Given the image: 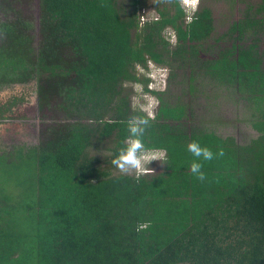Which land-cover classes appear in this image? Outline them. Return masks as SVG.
<instances>
[{
    "label": "trees",
    "instance_id": "1",
    "mask_svg": "<svg viewBox=\"0 0 264 264\" xmlns=\"http://www.w3.org/2000/svg\"><path fill=\"white\" fill-rule=\"evenodd\" d=\"M31 1L0 0L9 16L0 21V84L36 82L40 110L63 119L28 153H0V264H264V56L255 45L201 60L213 12L188 13L180 0L153 1L152 21L138 14L147 0H40L36 48L33 20L21 9ZM263 29L261 0L230 33L242 40ZM168 58L201 62L214 78L257 95L261 135L244 146L203 130L188 136L171 126L185 107H170L155 91L154 117L133 110L125 83L143 82L149 92L138 66ZM133 117L148 121L146 147L166 149L160 173L114 174L113 162L103 168L107 161L89 153L109 140L114 160ZM194 140L214 158L195 157L187 147ZM194 160L203 180L191 171Z\"/></svg>",
    "mask_w": 264,
    "mask_h": 264
},
{
    "label": "rangeland",
    "instance_id": "2",
    "mask_svg": "<svg viewBox=\"0 0 264 264\" xmlns=\"http://www.w3.org/2000/svg\"><path fill=\"white\" fill-rule=\"evenodd\" d=\"M129 3L130 0H121ZM155 0H147L148 8L140 9L139 15L146 19L150 14L157 12ZM191 2V0H189ZM261 0H196L198 9L209 7L213 12L215 30L208 43L201 49V60L219 58L226 50L233 47H249L255 45L258 53L264 56V29L255 32L247 31L242 40H236L237 34H231L233 23L243 20L248 6H256ZM183 4L184 0H180ZM193 3V0H192ZM23 13L30 17L34 23V46L37 48L39 36L40 0H32L30 4L21 7ZM9 16L0 13V21ZM12 18V16L10 17ZM171 27L166 29L165 38L174 49L176 40ZM233 58L237 52L233 53ZM192 60V59H191ZM200 60V61H201ZM194 61V60H193ZM264 69V58L262 59ZM195 70V71H194ZM141 79H148L147 87L153 88L163 101L170 107L182 105L186 113L181 123L173 128H178L186 135L193 131L203 130L214 132L222 138H233L238 145H249L261 134L254 126L259 118L261 102L256 103L249 90H243L228 83L223 79H216L205 71L201 62L187 63L167 59L164 65H158L152 61L148 63V69L141 66L137 68ZM193 77V78H192ZM143 82H127L124 85L123 95L127 97L133 110L141 111L149 117H154L159 110L161 100L158 95L145 91ZM262 105V104H261ZM62 116L53 114L50 110L41 111L36 94V82L25 84H0V153L24 147L33 148L42 140L45 127L53 121H61ZM175 125V126H174ZM112 141L103 142L102 152L90 149L92 156L99 155L100 160L107 163H99L101 167H111L113 153L107 151ZM100 153V154H98ZM106 157V158H105ZM110 158L112 161H110ZM153 160L148 167L150 172L160 173L163 169V160ZM114 174H134L135 169L122 170L117 165L113 167Z\"/></svg>",
    "mask_w": 264,
    "mask_h": 264
},
{
    "label": "clouds",
    "instance_id": "3",
    "mask_svg": "<svg viewBox=\"0 0 264 264\" xmlns=\"http://www.w3.org/2000/svg\"><path fill=\"white\" fill-rule=\"evenodd\" d=\"M184 8L188 13H194L198 9L196 0H184ZM154 89H151L153 91ZM149 90V92H151ZM148 121L142 117H133L128 123L129 137L126 146L123 147L119 155L113 160V164L117 165L122 170L135 169L139 174H147L152 169L148 167L151 161L161 160L164 157L166 149L148 148L145 146L143 134ZM188 150L198 158L203 160H212L216 155L210 148L202 147L198 141H192L188 145ZM219 155H223L221 151ZM202 163L194 160L191 163V171L201 180L204 179L205 173L202 171ZM138 174V173H137Z\"/></svg>",
    "mask_w": 264,
    "mask_h": 264
},
{
    "label": "built area",
    "instance_id": "4",
    "mask_svg": "<svg viewBox=\"0 0 264 264\" xmlns=\"http://www.w3.org/2000/svg\"><path fill=\"white\" fill-rule=\"evenodd\" d=\"M159 19V15H158V13H156V12H154V13H152V14H150V18H148L147 16H146V19L145 18H143V20H145V21H152V20H158ZM187 20H191V16H188L187 17ZM174 32V31H173ZM174 38H175V40H176V35H175V33H174ZM153 89V88H152Z\"/></svg>",
    "mask_w": 264,
    "mask_h": 264
},
{
    "label": "crops",
    "instance_id": "5",
    "mask_svg": "<svg viewBox=\"0 0 264 264\" xmlns=\"http://www.w3.org/2000/svg\"><path fill=\"white\" fill-rule=\"evenodd\" d=\"M158 15H159V14H158ZM20 148H21V149H24V147H20ZM33 148H34V147H33ZM17 149H18V148H17ZM30 149H32V148H27V149L25 148V152L28 153V151H29ZM13 150H14V149H13Z\"/></svg>",
    "mask_w": 264,
    "mask_h": 264
}]
</instances>
